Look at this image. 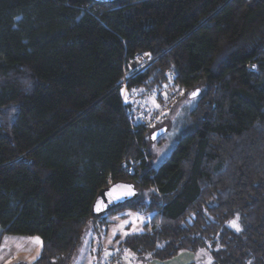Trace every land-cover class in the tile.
<instances>
[{"label":"trees","instance_id":"16d2710c","mask_svg":"<svg viewBox=\"0 0 264 264\" xmlns=\"http://www.w3.org/2000/svg\"><path fill=\"white\" fill-rule=\"evenodd\" d=\"M142 52L153 61L125 88L144 104L200 90L156 169L160 121L138 122L120 85ZM116 181L135 197L93 216ZM125 210L151 215L121 242L138 264H264V0H0V230L41 240L16 264L62 261L89 219L104 229Z\"/></svg>","mask_w":264,"mask_h":264},{"label":"rangeland","instance_id":"374dc122","mask_svg":"<svg viewBox=\"0 0 264 264\" xmlns=\"http://www.w3.org/2000/svg\"><path fill=\"white\" fill-rule=\"evenodd\" d=\"M169 88L171 90L173 89L175 94V97L172 100L166 101L161 99V97L156 99L155 96L153 95V97L151 94L146 95V104L142 105L146 114L150 115L156 110L162 109L153 124H156L157 121H160V123L153 130L164 126L166 127V131L158 137L160 138L159 140L157 138L153 141L150 140V137L147 140V150L150 154L148 161L149 168H158V166L168 157L179 137L184 132L188 131L193 124L191 111L195 106V97L189 98V94L193 90L183 97L185 92L183 87L169 86ZM178 98L180 99L176 100ZM135 99L136 103H141L138 96H136ZM123 100H125V95L123 96ZM150 217L151 215L143 216V214L139 212L125 210L123 212L107 216V225L104 229L102 227L97 229L95 227L98 226L97 220L93 221V219H89L83 228L80 242L75 251L64 260L55 264H97L101 261H106L108 256L113 253H116V257L118 256V259H116L117 261L114 264H121V261L125 264L126 261L131 260L128 259L126 254H123L121 242L127 235L141 232L143 224L148 222ZM230 226H232L231 223ZM96 246H99V251L95 250ZM101 252H104V254H101ZM2 258L3 257L0 256V260ZM195 258L196 255H192V260ZM196 259H199L201 262L203 260V256H199ZM133 260H137L136 262L139 263L141 258Z\"/></svg>","mask_w":264,"mask_h":264},{"label":"crops","instance_id":"0c3cea01","mask_svg":"<svg viewBox=\"0 0 264 264\" xmlns=\"http://www.w3.org/2000/svg\"><path fill=\"white\" fill-rule=\"evenodd\" d=\"M32 237L37 236L2 234L0 230V256L3 257L0 260V264L31 263L34 261L40 253L41 240L40 243H37L29 239ZM98 247H95L96 251H99ZM101 254H104V252H101ZM133 259L135 258H132L131 261H126L125 264H138L137 260ZM190 261H192V253H180L173 259L165 262L150 260L145 264H186ZM121 264H123L122 261Z\"/></svg>","mask_w":264,"mask_h":264},{"label":"water","instance_id":"95a60500","mask_svg":"<svg viewBox=\"0 0 264 264\" xmlns=\"http://www.w3.org/2000/svg\"><path fill=\"white\" fill-rule=\"evenodd\" d=\"M96 4L115 3L124 0H91ZM200 90L195 89L189 94V98H194L199 94ZM195 93V95H193ZM166 131V127L153 130L149 137L150 140H156ZM131 193L130 195L128 193ZM137 193L134 184L130 181H116L105 187H102L94 198L91 206L93 216H99L109 209L122 205L133 199ZM99 209V210H97Z\"/></svg>","mask_w":264,"mask_h":264},{"label":"built area","instance_id":"2783aa9c","mask_svg":"<svg viewBox=\"0 0 264 264\" xmlns=\"http://www.w3.org/2000/svg\"><path fill=\"white\" fill-rule=\"evenodd\" d=\"M152 61H153V58L148 53L142 52V53L136 54L135 57L128 62V69L125 75L122 77V80L120 82V85L124 87L123 96L125 95V101L131 103L132 106L134 107V111L136 113V118L138 122L147 123L149 125L153 124L156 121L162 109L156 110L154 113H151V115L146 114V112L144 111L142 107V105H144V97H138L141 103L140 104L136 103V99H135V97L137 96L136 93L132 90L126 89L125 84L129 76H132L135 73H138L139 71L147 67ZM175 92H178V91H175ZM150 95L156 96L155 92L150 93ZM174 97H175L174 91L173 89L171 90L169 86H167V89L161 93V99H164L166 101L172 100ZM116 259H118V256L116 257V253H113L110 256H108L106 261H101L97 264H114L117 261Z\"/></svg>","mask_w":264,"mask_h":264},{"label":"snow or ice","instance_id":"6c2138e0","mask_svg":"<svg viewBox=\"0 0 264 264\" xmlns=\"http://www.w3.org/2000/svg\"><path fill=\"white\" fill-rule=\"evenodd\" d=\"M193 95H195V93H193ZM128 194L130 195L131 193L129 192ZM97 210H99V209H97ZM230 223H231V225H232L234 228H236L237 231H239V226H238L234 221H232V222H230ZM29 239H32L33 241H35V242H37V243H40V239H39V237H32V238H29Z\"/></svg>","mask_w":264,"mask_h":264},{"label":"bare ground","instance_id":"6f19581e","mask_svg":"<svg viewBox=\"0 0 264 264\" xmlns=\"http://www.w3.org/2000/svg\"><path fill=\"white\" fill-rule=\"evenodd\" d=\"M124 75H125V74H124ZM124 75H123V76H124Z\"/></svg>","mask_w":264,"mask_h":264}]
</instances>
